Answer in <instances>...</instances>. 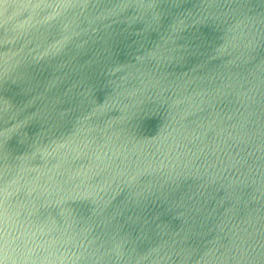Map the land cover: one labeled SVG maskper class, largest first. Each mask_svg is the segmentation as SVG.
Returning a JSON list of instances; mask_svg holds the SVG:
<instances>
[{
    "label": "water",
    "instance_id": "95a60500",
    "mask_svg": "<svg viewBox=\"0 0 264 264\" xmlns=\"http://www.w3.org/2000/svg\"><path fill=\"white\" fill-rule=\"evenodd\" d=\"M0 264H264V0H0Z\"/></svg>",
    "mask_w": 264,
    "mask_h": 264
}]
</instances>
